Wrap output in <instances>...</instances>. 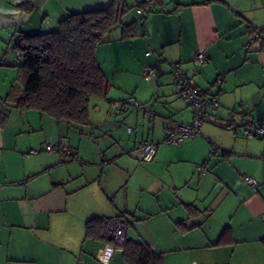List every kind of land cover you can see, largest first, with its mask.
Wrapping results in <instances>:
<instances>
[{
    "label": "crops",
    "instance_id": "crops-1",
    "mask_svg": "<svg viewBox=\"0 0 264 264\" xmlns=\"http://www.w3.org/2000/svg\"><path fill=\"white\" fill-rule=\"evenodd\" d=\"M111 1L0 0V25L13 27L14 45L20 33L55 31L69 13ZM124 1L130 9L148 2ZM135 14L128 20H140L137 35L115 36L95 49L107 79L95 111L105 137L116 144L109 134L124 140L118 155L129 151L136 158L137 145L152 141L157 151L150 167L173 166L174 172L169 180L152 175L138 187L134 206L122 208L106 186L73 171L79 155L62 136L68 123L8 102L0 121V264H125L121 244L107 235L108 225L119 222L108 223L105 239L85 236L87 220L120 212L133 221L125 237L144 240L164 264H264V140L242 136L227 124L233 109L264 116V36L244 49L254 28L264 26V0H155L151 11ZM6 39L0 33V52ZM196 49L208 58L202 66L192 63ZM175 61L201 89L217 95L220 105L201 135L167 145L170 119L192 120L167 76ZM152 65L157 75L146 80L144 69ZM4 97L0 93V101ZM130 97L140 107L129 104L119 116L110 113V104ZM153 103L155 115L143 106ZM56 140L69 152L44 149ZM33 148L38 151L31 153ZM242 175L256 179L257 192Z\"/></svg>",
    "mask_w": 264,
    "mask_h": 264
},
{
    "label": "trees",
    "instance_id": "trees-1",
    "mask_svg": "<svg viewBox=\"0 0 264 264\" xmlns=\"http://www.w3.org/2000/svg\"><path fill=\"white\" fill-rule=\"evenodd\" d=\"M146 2L136 4L144 6ZM129 9L130 6L124 0H112L97 9L69 13L59 22L55 31L20 33L13 45L16 50L14 66L28 76L20 96L12 98L11 89L0 101V121L5 120L8 110L3 105L13 101V106L21 111L32 109L68 124L92 125L89 117L90 100L104 98L107 87V79L96 60L95 49L115 36L127 38L138 34L139 19L121 22ZM117 27L120 28L119 34L111 36L110 33ZM227 124L236 129L232 123ZM111 220L123 224L127 230L133 229L129 215L120 212L111 218L97 216L87 220L85 236L105 239V230ZM121 247L125 264H164L162 255L154 252L141 238L125 237Z\"/></svg>",
    "mask_w": 264,
    "mask_h": 264
},
{
    "label": "rangeland",
    "instance_id": "rangeland-1",
    "mask_svg": "<svg viewBox=\"0 0 264 264\" xmlns=\"http://www.w3.org/2000/svg\"><path fill=\"white\" fill-rule=\"evenodd\" d=\"M133 8L126 13L125 18H127V20L130 19L131 16L134 17L136 15ZM119 30V27L115 28L110 35L114 37L116 34H119ZM0 33L5 34L7 38L0 52V93L3 94L4 97L5 94L12 89L11 96L12 98H16L22 94L28 74L20 70L17 66H14L16 61V50L13 47V42L9 41L11 39V33H13V27H2L0 25ZM192 63L195 64L194 61H192ZM150 68L156 67L152 65ZM182 68L186 72L183 66ZM186 74L188 73L186 72ZM167 76L169 82L172 83L170 80V73H168ZM98 101H101L100 98L95 97L92 98L89 103V114L93 125L78 126L69 124V133L64 130L62 136L69 142L70 150H76L79 155V159L74 161L77 168L74 167L73 171L75 173H80L82 178H92L96 183H101L102 186H106L107 192H111V199H114L122 208L131 209L134 206L138 192L137 189L141 184H145L152 175H156L163 180H169L174 172V168L173 166L167 168L162 164H159L156 168H151V163L137 160L129 151H125L122 155H118L119 151L117 146L120 145L122 149L125 148L124 140H117L116 134H114V136L112 133L109 134L111 138L113 137L116 140V144L110 138L105 137L104 132L106 128L104 127V123L99 120L101 115L95 111V104L98 103ZM115 102L118 101L116 100ZM154 104L156 105L157 103H153V110L157 107H154ZM143 106L150 107V105ZM9 109L11 110L10 107ZM32 113L38 112L33 110ZM110 113H113V106L111 104ZM155 114L156 113L153 115ZM45 117L49 118L50 116L45 115ZM49 119H51V121H56L53 118ZM163 143L167 144L165 141ZM79 168L81 170H79ZM130 231L131 230H128V233Z\"/></svg>",
    "mask_w": 264,
    "mask_h": 264
},
{
    "label": "built area",
    "instance_id": "built-area-1",
    "mask_svg": "<svg viewBox=\"0 0 264 264\" xmlns=\"http://www.w3.org/2000/svg\"><path fill=\"white\" fill-rule=\"evenodd\" d=\"M155 5V0H148L146 5L139 6L135 4V12L143 15L151 11ZM140 23V20L138 21ZM264 36V27H258L254 30L245 45L244 49L247 51L251 43ZM19 56V54H17ZM193 61L197 66L207 63L208 58L201 49H196L193 53ZM157 75V67L144 69V78L146 80ZM170 78L174 85L177 86L180 96L185 100L191 109L192 120L188 124L181 123L177 120L171 119L166 130L164 141L168 145H179L186 139L201 135V128L207 119L215 117L216 110L220 102L215 94H210L201 89L191 76H188L179 62L171 63ZM223 75L217 77V81H221ZM140 107L132 97L126 99L125 102H113V113L119 115L124 112L128 105ZM150 114H154L152 108L145 109ZM227 122L236 126V130L245 137H255L264 140V116L253 115L250 111L242 108L237 111H230L227 116ZM129 132L133 131L131 127L127 129ZM44 149L52 153H68L69 148L60 141L48 142L44 145ZM38 150L33 148L31 153H36ZM157 145L152 141H141L134 153L139 161L150 162L155 157ZM243 180L250 185L253 191H257L256 180L253 176L245 175ZM126 228L121 223H110L107 229L108 237L112 238L117 243L122 244L125 238ZM195 264V263H194Z\"/></svg>",
    "mask_w": 264,
    "mask_h": 264
}]
</instances>
